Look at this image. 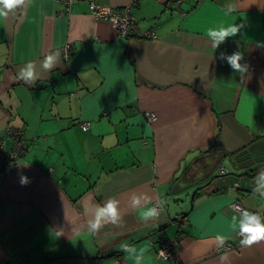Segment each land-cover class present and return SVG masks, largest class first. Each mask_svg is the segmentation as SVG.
Returning a JSON list of instances; mask_svg holds the SVG:
<instances>
[{"label": "crops", "instance_id": "crops-1", "mask_svg": "<svg viewBox=\"0 0 264 264\" xmlns=\"http://www.w3.org/2000/svg\"><path fill=\"white\" fill-rule=\"evenodd\" d=\"M133 2L137 30L157 38L121 36L90 9ZM234 24L214 50L208 30ZM236 51L243 76L219 59ZM29 63L35 79L25 82ZM15 131L24 150L0 171V264H264V241L240 246L232 208L264 220L253 193L264 191V0H77L67 11L26 0L0 18L5 150ZM109 197L123 221L93 235L94 207ZM151 206L161 214L145 221ZM160 239L176 241L172 258L156 255Z\"/></svg>", "mask_w": 264, "mask_h": 264}, {"label": "clouds", "instance_id": "clouds-1", "mask_svg": "<svg viewBox=\"0 0 264 264\" xmlns=\"http://www.w3.org/2000/svg\"><path fill=\"white\" fill-rule=\"evenodd\" d=\"M26 3V0H0V18H5L8 16L9 12H12L18 8H22ZM227 12L231 13L235 11V5H227ZM239 31L238 25H228V26H219L218 28H210L207 32V36L212 43V47L215 50L224 43L228 38L234 37ZM220 60H226L227 64L235 71L236 73L243 76L248 71L247 63H242L244 56L240 51L234 52L232 55H226L221 52L219 55ZM57 58L54 55H48L45 59L43 67L45 69L51 70L56 66ZM33 65L29 63L27 68H22L19 72L18 78L24 80L25 82H30L35 79L33 72ZM261 180H264V174L260 177ZM22 185L29 183L27 177L22 176L20 180ZM259 192L261 198H264V191L260 189H253V193ZM133 207L139 205V198L133 197ZM163 204V202H162ZM95 216L93 220H90L89 223V232L91 234L98 233L106 224L118 225L123 221V217L119 211V201L114 197H109L107 203L101 207L96 205L94 207ZM237 212L241 213V218L235 227L239 229V235L242 237L240 240V246L242 248H249L254 244L264 241V220L258 214L251 213L242 208H237ZM161 214L155 206H151L146 210L141 211V217L145 221L159 217ZM235 220V217H233ZM218 241V247H222L226 243L225 236L216 235L214 237ZM120 247L126 248L125 244H121ZM146 251V249H141V253ZM160 257H165L166 253L160 251Z\"/></svg>", "mask_w": 264, "mask_h": 264}, {"label": "built area", "instance_id": "built-area-1", "mask_svg": "<svg viewBox=\"0 0 264 264\" xmlns=\"http://www.w3.org/2000/svg\"><path fill=\"white\" fill-rule=\"evenodd\" d=\"M58 3L61 6V10H68V8L77 0H57ZM133 4H129L124 8H118V9H101L97 7L96 4L90 3V9L93 13L95 19L101 20L104 22L109 23L113 29L116 30V32L121 36H134L141 39H155L156 35L151 30H145V31H139L137 30V21L135 17L130 13V10L132 9ZM64 56L67 57L69 54V47L65 46L63 49ZM148 118L150 120H154L155 116L153 114H148ZM90 126L89 122H81L80 127L83 131L88 130ZM13 140L14 145L11 148V150H5L3 145H0V171L1 172H9L10 170H15L18 167L17 164V158L22 154L24 150V135L22 132L15 131L13 133ZM224 168H219V174H223ZM158 205V203H157ZM157 210L159 209V206H156ZM233 210L237 211V208H242V206L235 202L232 204ZM244 209V208H242ZM247 210V209H244ZM251 213H253L250 210H247ZM241 216V213L238 212ZM226 245H223V247L220 249L225 250L230 247L228 243H225ZM177 246V243L175 240H164L160 239L157 253L156 255L159 256L160 251H164L166 253L165 257H161L163 259H170L173 257V249ZM160 257V256H159ZM116 264H124L123 261H118Z\"/></svg>", "mask_w": 264, "mask_h": 264}, {"label": "trees", "instance_id": "trees-1", "mask_svg": "<svg viewBox=\"0 0 264 264\" xmlns=\"http://www.w3.org/2000/svg\"><path fill=\"white\" fill-rule=\"evenodd\" d=\"M130 4H133V6H132V9L130 10V13L134 16V14H133V10H134V8H135V4H134V2L133 3H130ZM117 9V8H116ZM135 17V16H134ZM135 19H136V17H135ZM136 21H137V19H136ZM130 37V36H129ZM157 38V37H156ZM223 190H225V189H219V188H217L214 192L216 193V192H220V191H223ZM195 194H197V192L195 193Z\"/></svg>", "mask_w": 264, "mask_h": 264}, {"label": "water", "instance_id": "water-1", "mask_svg": "<svg viewBox=\"0 0 264 264\" xmlns=\"http://www.w3.org/2000/svg\"><path fill=\"white\" fill-rule=\"evenodd\" d=\"M183 218H184V216L182 215V216H181V217H179V218H174V219H171V222H173V221H176V222H181Z\"/></svg>", "mask_w": 264, "mask_h": 264}]
</instances>
